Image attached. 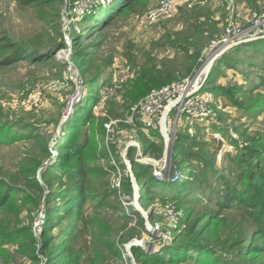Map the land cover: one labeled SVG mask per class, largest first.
Listing matches in <instances>:
<instances>
[{"label":"rangeland","instance_id":"rangeland-1","mask_svg":"<svg viewBox=\"0 0 264 264\" xmlns=\"http://www.w3.org/2000/svg\"><path fill=\"white\" fill-rule=\"evenodd\" d=\"M106 1L0 0V264L253 263L240 256L262 241L255 213L220 202L243 188L249 148L264 146V20L248 21L264 0H191L148 24L164 0H136L101 21ZM198 5L218 23L189 46L199 60L184 73L187 56L164 44L192 32L181 10ZM229 24L246 30L227 49L213 46ZM176 61L184 75L160 87L200 76L208 111L179 122L170 113L163 131L161 113L147 121L131 92L146 93L143 70L156 63L173 75ZM125 67L129 78L104 93ZM91 104L93 119L80 115L67 137ZM80 188L82 208L68 212Z\"/></svg>","mask_w":264,"mask_h":264},{"label":"trees","instance_id":"trees-1","mask_svg":"<svg viewBox=\"0 0 264 264\" xmlns=\"http://www.w3.org/2000/svg\"><path fill=\"white\" fill-rule=\"evenodd\" d=\"M136 0H107L106 2H102L100 5V8L102 9L100 16L101 21H106L108 18L111 19L113 17H116L127 10H129L132 5L134 4ZM251 3L255 6V3H257V0H250ZM181 18H184L186 24L190 25V30H192L191 33L189 34H184L175 32L173 34H168L167 35V40L166 43L164 44L165 46H171L173 48H177L180 51H182L186 56H187V61L191 64L189 66L185 67V72L188 73L189 71H192L198 64L199 60V50L193 49L190 50L191 47L193 46L195 42H197V39L204 36L205 33H210V29L212 30V26H214L216 23H218V20H214V14L215 12L210 8L206 6H196L193 10H188V9H182L181 10ZM95 17V15H94ZM217 21V22H216ZM106 23V22H105ZM216 32V31H213ZM213 35L209 36L212 37ZM73 40L78 42V38H73ZM200 41V40H198ZM37 45V43L33 44ZM89 46V45H87ZM36 48V49H35ZM35 51H42L40 50L41 48L35 47ZM183 63H179L178 61L173 62L172 64V69H174V74L170 75V66H158L155 63V69L150 72L148 69L143 70V72H139V80L138 84L140 87L143 89H146V93L141 94L137 90L132 91V99L135 101V104H137L140 100H142L146 95L155 87H160L163 82L167 81L169 78H177L181 73V66ZM97 79L94 80V84L96 83ZM153 86V87H150ZM97 86L93 89L95 92L96 97L97 96ZM100 94V93H99ZM145 94V95H144ZM225 92H222V95H224ZM133 101V102H134ZM92 105V104H91ZM89 106L87 109H85L84 113L82 111L77 110V114L75 113L74 118L66 125L68 135L67 137H72L73 133L76 132V124H75V119L80 117V115H83L84 118L92 120L94 117V105ZM84 121L81 118H78V120ZM259 142L264 141V136H260L257 138ZM61 149L62 146H60ZM68 147L63 149V151H67ZM249 153L251 155V158L248 160L247 169L243 173L242 176V181L241 183L243 184V188L241 190H236V189H229V190H224L221 195V199H223L220 204L225 208L231 207L232 205H238L239 207L251 209L255 214L252 216L253 220L257 221V228L259 229V232H257L256 236L262 240L260 244H254L248 249L247 253H243L240 256V259L245 260V259H250L253 263L251 264H262L263 260H261V255L262 253L264 254V146H256L253 145L252 148H249ZM135 167H137L138 164L134 162ZM254 169V170H253ZM254 171V172H253ZM254 175V176H253ZM81 191V188H80ZM78 191V193H74L75 197L72 203V208L68 209V212H77L80 211L82 208V202L85 200V196L88 193V190L84 189L83 191ZM240 195L238 194V192ZM225 205V206H224ZM259 210L263 211L262 215L259 216ZM258 211V212H257ZM29 231V230H28ZM28 233V232H27ZM45 235H48V232H45ZM255 237V231L254 234L250 235L251 240H253ZM189 241V240H187ZM182 247L185 245H188L190 248H194L199 246V244L195 243H189V242H183L180 244ZM202 247L206 248V246ZM200 245V246H201ZM179 247V246H178ZM210 249H214L213 247ZM216 251V250H214ZM63 255V254H61ZM59 257V259H63V256ZM212 264H220V262H215L213 261Z\"/></svg>","mask_w":264,"mask_h":264},{"label":"built area","instance_id":"built-area-1","mask_svg":"<svg viewBox=\"0 0 264 264\" xmlns=\"http://www.w3.org/2000/svg\"><path fill=\"white\" fill-rule=\"evenodd\" d=\"M191 0H164L156 8L151 9L145 18V23H151L160 17H170L174 15L180 5ZM264 20V13L254 14L252 19H248L252 23H260ZM225 28L222 36L218 41H213V46L219 42L218 46L223 45L224 49L229 48L235 42V38L243 35L246 29L242 26L234 24L233 28ZM239 42V41H238ZM130 69L125 67L119 74L118 84L114 87H106L104 93H114L120 85L129 78ZM203 72H201V75ZM200 76L196 79L186 78L181 81H175L160 88H153L142 100H140L133 110L140 111L147 121H151L155 116L161 113V122L166 124L167 116L175 112L177 121L181 119L183 114H187L189 118L203 117L207 111V105L202 96L196 95L195 91L200 86ZM82 89V83L78 84L77 91ZM167 127V126H166Z\"/></svg>","mask_w":264,"mask_h":264},{"label":"water","instance_id":"water-1","mask_svg":"<svg viewBox=\"0 0 264 264\" xmlns=\"http://www.w3.org/2000/svg\"><path fill=\"white\" fill-rule=\"evenodd\" d=\"M164 125H165V126H163V121H162V127H164V128H162V129H163V131H166V124H165V122H164Z\"/></svg>","mask_w":264,"mask_h":264},{"label":"bare ground","instance_id":"bare-ground-1","mask_svg":"<svg viewBox=\"0 0 264 264\" xmlns=\"http://www.w3.org/2000/svg\"><path fill=\"white\" fill-rule=\"evenodd\" d=\"M171 141V140H170ZM153 161V160H152Z\"/></svg>","mask_w":264,"mask_h":264}]
</instances>
